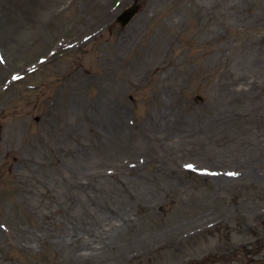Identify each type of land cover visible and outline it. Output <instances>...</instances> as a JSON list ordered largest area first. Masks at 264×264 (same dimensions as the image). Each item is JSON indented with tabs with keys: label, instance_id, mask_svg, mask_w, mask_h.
Segmentation results:
<instances>
[{
	"label": "rangeland",
	"instance_id": "1",
	"mask_svg": "<svg viewBox=\"0 0 264 264\" xmlns=\"http://www.w3.org/2000/svg\"><path fill=\"white\" fill-rule=\"evenodd\" d=\"M0 264H264V0H0Z\"/></svg>",
	"mask_w": 264,
	"mask_h": 264
},
{
	"label": "water",
	"instance_id": "2",
	"mask_svg": "<svg viewBox=\"0 0 264 264\" xmlns=\"http://www.w3.org/2000/svg\"><path fill=\"white\" fill-rule=\"evenodd\" d=\"M141 5L139 2L130 4L128 7L120 11L116 17V23L121 26H125L133 19V17L139 12ZM196 99L201 100L200 96H197Z\"/></svg>",
	"mask_w": 264,
	"mask_h": 264
},
{
	"label": "snow or ice",
	"instance_id": "3",
	"mask_svg": "<svg viewBox=\"0 0 264 264\" xmlns=\"http://www.w3.org/2000/svg\"><path fill=\"white\" fill-rule=\"evenodd\" d=\"M189 167H191V166L189 165Z\"/></svg>",
	"mask_w": 264,
	"mask_h": 264
}]
</instances>
